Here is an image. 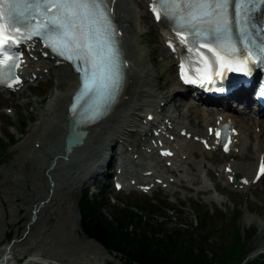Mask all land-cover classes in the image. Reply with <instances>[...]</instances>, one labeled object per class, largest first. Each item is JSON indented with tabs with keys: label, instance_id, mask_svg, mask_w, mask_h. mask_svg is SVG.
Returning <instances> with one entry per match:
<instances>
[{
	"label": "bare ground",
	"instance_id": "bare-ground-1",
	"mask_svg": "<svg viewBox=\"0 0 264 264\" xmlns=\"http://www.w3.org/2000/svg\"><path fill=\"white\" fill-rule=\"evenodd\" d=\"M113 2L116 21L124 36V38L122 36L121 38L125 50V60L129 63L128 83L120 103L107 117L97 124L80 127L88 132L82 145L73 147L72 151L66 152L65 137L68 132V107L71 103L72 95L80 85L79 75L73 71L70 64L53 57L45 49L40 48L41 45L39 43L32 41L29 46L23 49L25 54L23 70L26 72V75L21 87L17 88L18 85H15L14 89L0 90V105H2L9 101L13 103L12 99H9L11 98L9 94L20 95L26 88L38 84L39 81L48 78L51 74L55 75L58 80L56 88L50 91V100L47 106H41V101L38 99L32 100L30 96L24 97L23 105L32 104L34 113L31 117L36 118L39 123L30 129L26 140L21 143L20 148L17 150V155L21 156L23 161L19 160L20 162H18L16 160L9 165L12 171L14 168L20 170L19 166L21 164V168L27 174L25 176L31 173L38 175L36 182H33V193L24 196L25 202L31 201L29 204L32 207L31 211H35L32 213L33 219L31 217L29 221L30 229L39 221L47 222L50 219L49 215L56 211H60V214H62L61 218L65 217L62 219V222L67 223L66 218L69 217V209L73 204L71 203L72 199L70 200L71 193L76 188L78 189L79 181L87 182L90 178H94L98 171L93 166L87 169L86 165L92 162L98 153L103 157L97 161V165L105 161V152H108L113 144H122L121 155H125L126 159L121 163L122 169L120 173L124 177L126 184H144L143 176L146 175L153 176V180H157L156 183H160L161 178L158 176L163 174L157 172L156 169L164 162L165 173H168L169 170L175 173L177 171L185 173L182 179L178 178L180 181L179 185L184 186L183 182H191V185H193L199 179L192 178V168L190 165L193 162L191 161L192 157L196 156L198 152L204 155V159L201 160L202 164H204L203 161L205 159H208V156L212 157L215 151L220 155V158H229L222 149L220 142L214 138V135L209 133L210 126L216 129L217 125L222 122L231 123L232 129L235 131L233 147L229 151V155H236V153L243 155L241 163H239L240 159L238 162L228 159L224 165H219L218 167L212 165L216 172L219 173V179L225 180L223 187L241 191L252 190L261 186L264 189V175L261 179H256L260 165L264 164V119H261L264 117L263 111H253L248 106L240 103L239 107H243L244 109L237 110V112L233 107L237 102L229 104L228 99L212 102L214 104L212 106L205 104L203 105L205 108L202 109L198 102L193 101L189 104L181 102L179 97H186L188 95L183 89L177 90L175 95L167 99L165 96H155V93L146 90L145 87L150 83V80L147 78L149 67L143 63L140 51L136 48L141 36L137 37L134 41L131 12L127 9L133 1L122 0L120 2V0H113ZM148 3L154 5L153 0H148ZM119 5L121 7L120 11H118ZM159 22L168 29V32L164 35L167 40H171L173 34L169 32L170 25L164 19H161ZM33 46L35 47L34 49H32ZM169 55L171 56L170 53ZM171 88L174 87L172 86ZM245 94L247 95V92ZM156 97L155 101L152 100V98ZM167 105L170 109H166ZM183 111H185V114ZM212 112H215L214 118H210ZM252 112L255 113V116H252ZM187 115L190 122L175 123L179 118ZM201 122L203 124L200 128ZM258 126L261 127V131L258 135L254 136L256 134V127ZM252 127L255 129V131L253 129L254 137L251 134ZM155 131L158 134H155ZM135 137H140V143L134 147L132 143ZM180 138L186 143L182 145L181 143L180 145H178L179 143L176 144ZM202 139L207 140V143L204 144ZM180 141L182 142V140ZM157 143L163 144L159 148H155ZM36 144H41V146L36 149ZM208 145H210L209 149L207 148ZM139 146H142V148ZM167 149L171 151V155H160L159 158H153L160 150ZM236 149L238 152H236ZM249 149H251L252 154L249 153L248 156H245V152H248ZM162 156L167 157L163 158ZM55 159L56 165L49 171L50 178L46 177L44 179L42 173L45 172L46 168L51 167ZM151 163L154 170L152 166H148ZM93 165L95 166V164ZM212 166L207 167L208 175L210 176H212ZM228 168H230V171H228ZM198 169H200V166ZM236 173L241 174L240 178H235ZM4 181V184H7L6 181L8 179ZM142 186L146 187L145 185ZM209 189V186L203 187V191H208ZM216 190L219 192L217 188ZM31 195L35 197L30 198ZM215 198L219 200L218 202L224 200L219 195ZM26 208L29 209V206ZM18 210L17 206L10 205L9 211L15 217H17ZM3 218H5L4 212L0 214V219ZM78 218L76 219L78 220ZM77 226L78 223L76 222ZM33 234L32 232V236ZM44 238L46 239L47 237L45 236ZM38 241L33 237L30 242L26 241V238L23 240L16 238L13 243H8L2 249L0 264H18L14 257V250L17 247L29 253L33 251L30 254V261L33 264H51V262L56 261L60 252L55 251V249L41 248ZM92 241H85V243L88 246L94 245L98 251L93 253L94 255L91 253L89 257L92 259L86 258L87 262L95 258L108 260L112 257L100 244H95ZM45 252L46 255L44 254ZM258 253L260 252L255 250V253L252 255H257ZM73 262L74 260H71V264H74Z\"/></svg>",
	"mask_w": 264,
	"mask_h": 264
},
{
	"label": "rangeland",
	"instance_id": "rangeland-1",
	"mask_svg": "<svg viewBox=\"0 0 264 264\" xmlns=\"http://www.w3.org/2000/svg\"><path fill=\"white\" fill-rule=\"evenodd\" d=\"M121 1L122 0H120V2ZM132 1L133 2H131L130 6L127 7V9H129V11L131 12L132 17L131 25L134 29V32L132 31V35L134 41L135 39H137V37L141 36L140 42L138 45H136V48L140 51V57L143 63H145L149 67V74L147 78L148 80H150V83L147 84L145 89L155 93V96H165L167 99L168 97L175 95L176 91L181 90L182 87L179 84L178 79H176V60H173L174 57L172 55H169V51L167 49V40L164 35L166 33V30L164 29V26L161 22L156 23L153 20L150 9L148 7V0ZM120 9L121 7L118 11H120ZM161 37L163 38L161 39ZM57 84V77L51 74L48 78H44L39 81L38 84H34L26 88L25 91L20 95L9 94V96L11 97L9 99H12L13 103L9 101L8 103L0 105V135L2 137H5L7 140L8 137H12L14 139L11 141L8 140V143L1 144L0 142V214L4 212L5 215V218L0 219V255L5 245H7L8 243H13V240H15L16 238H19V240H23L26 238V241L30 242L33 237L34 239L39 240L38 243L40 244L41 248L55 249V251L60 252V254L57 256V260L51 262V264H71V260H74V264H127L123 259L120 258L119 255L117 256L116 253H110L107 249V252L112 256L110 257V259L103 260L101 258H95L92 261L88 262L85 260L86 258L92 259L89 257V255L98 251V249L94 245L88 246L85 243V241H90L89 239L92 238H88L86 235L81 233V215L79 211V202L85 189L90 190L89 193L92 196H105L108 199V202L106 203V205H104L102 210L109 216H112L114 214L117 207L128 206L129 209L138 212L136 206H140L144 201H147L148 199H158V201H161L162 203L163 201H166L172 208L164 206L162 208V211L165 214L163 212H157L156 214H153L151 216V221H164L167 223L168 227H173L176 224H181L184 227H187L191 223L195 222L199 214H202V210H209L210 214L214 215V219H212L208 223L207 228L211 229L218 226L220 227V230L212 232V241H217V246L220 247L225 244L223 239L227 240L228 243H231L234 240V223H236V228H240L242 239L247 243V246H252L253 251H260V253H258L257 255H250L251 253H253L251 252L248 255V261H255L259 256L261 257V255H264L263 187L261 186L256 189L254 188L252 190L244 191L235 190L232 188L230 189L229 187L225 188L223 187L225 180L219 179V173H217L214 168V166L218 167L219 165H224V163L228 159L234 160L236 162H238V160L240 159L239 163H241L243 161L241 159L243 155H238V153H236V155L227 154L229 158L226 159L225 157L220 158V155L217 153V151H215L212 157L208 156V159H205V161H203V163L205 164L204 165L201 161L204 159V155L198 152L196 156L192 157L191 161L193 162H191L190 166L192 168V178H198L200 181L198 180V182L194 184L192 183L193 185H191V182H183L184 186L179 185L180 181L178 178L182 179V177L185 176V173H180L178 171L175 173L171 172L169 169L168 173H165V163L163 162L161 163L160 167L156 169L157 172L163 174L161 176H158L161 178L160 183H156L155 186L150 189H140L135 186L126 185V189L121 191H118L115 188L114 177L120 170L117 164L124 161L125 156H122L121 153H117L115 158L112 159L113 166L111 167V172L115 174L110 175V178L106 183H93L95 178H90L87 182H78V189L76 188L73 193H71L72 195L70 197V200L72 199L71 203L73 204L69 209V217L66 218L67 223H65L64 221L62 222V219L65 217L61 218L62 214H60V211H56L49 215L50 219L47 222L39 221L30 229L29 221L31 217L33 219L32 213L35 211H31L32 207H30L31 205H29L31 201L25 202L24 196L26 194L33 193V182H36L38 175L31 173L28 174V176H25L26 173L23 168H21V164L19 166L20 170L14 168L12 169V172L9 165H11L12 162L16 160L18 162L23 161V158L17 155V150L20 148L21 143L26 140L27 136L29 135L30 129H32L34 125H37L39 123L36 118L31 117V115L34 113L32 104L30 103L27 105H23L22 102L25 100L24 97L30 96L32 100L38 99L41 101V106H47V103L50 100V91H53L56 88ZM172 86L174 88H171ZM156 99L157 97L152 98V100L154 101ZM179 99L182 103L186 104L192 103L194 101V99H192L190 95H186V97H179ZM200 108L204 109L205 106L200 105ZM166 109H170L168 105L166 106ZM234 109H236V111H239L244 108L239 107V104L237 103L236 105H234ZM183 113L185 114V111H183ZM214 116L215 112H212V114H210V118H214ZM187 117L188 115L185 117L182 116L175 123H181L183 121L190 122L189 118ZM251 118L253 119V117ZM261 119H264V117H262ZM202 124L203 123L201 122L200 128ZM253 129L254 127H252L251 129L252 136ZM260 131L261 127H256V134L254 136L258 135ZM136 138L137 137L133 139L134 144L132 143L134 147L136 145V142H140V137L137 139ZM180 140H182L183 143ZM180 140H178L176 144L179 143L178 145H180L181 143L182 145L186 143L183 139L180 138ZM39 146H41V144H36V149H38ZM112 147L113 146L109 148V152ZM116 152L118 151L116 150ZM236 152H238L237 149ZM249 153L252 154L251 149H249L248 152H245V156H248ZM66 155L68 154L66 153ZM101 157L103 156L98 153L93 158L92 162L86 165V168L88 169L90 166H93V168H97V161L101 159ZM197 163L199 164L198 166ZM93 164H95V166ZM55 165L56 159L54 160V163L51 165V167L46 168L45 172L43 171L44 173H42V175L44 179L46 177L48 179L50 178L49 171ZM148 166H152L154 170L152 163ZM199 166L201 170L198 169ZM202 166H204L203 169ZM208 166L213 167V171L211 174L212 176L208 175ZM7 167H9L10 169H6ZM28 169L30 170V168ZM21 177L23 178L20 179ZM7 179V184H4V180ZM153 179L154 178L152 176L150 177V179L146 178L143 180L147 181V183L150 182L151 187ZM22 184L24 187L22 186ZM204 186H209L210 189L208 191H203ZM216 188L219 190V192L216 190ZM217 195L221 196L222 199L224 198V200L218 202L219 197L218 199L215 198L217 197ZM32 197L35 196L31 195L30 198ZM213 198L215 199V201ZM10 205L17 206L19 208L17 217H15L14 214L9 211ZM27 206H29V209L26 208ZM77 217H79L78 220L76 219ZM76 222L78 223L77 227ZM129 229L131 230L134 228L130 227ZM228 230H230L229 235ZM29 232H31V234H29ZM32 232L34 233L33 236ZM45 236L47 237L46 239L44 238ZM95 241L96 240L92 242L98 244ZM32 253L33 251L29 253L28 251L20 250L17 247L16 250H14V257L16 258L15 261H17L18 264H33L30 261V254ZM44 254L46 255V252ZM237 261L239 260H236V264H240Z\"/></svg>",
	"mask_w": 264,
	"mask_h": 264
},
{
	"label": "snow or ice",
	"instance_id": "snow-or-ice-1",
	"mask_svg": "<svg viewBox=\"0 0 264 264\" xmlns=\"http://www.w3.org/2000/svg\"><path fill=\"white\" fill-rule=\"evenodd\" d=\"M153 4L157 19L174 21L181 43L188 44L191 37L195 51L204 48L210 54L200 52L204 67L196 69L199 80L189 78L181 65L185 83L202 84L207 78L215 84V76L221 80L218 90L224 91V68L248 77L250 63L264 64V40L258 41L251 30L254 13L264 0H153ZM0 5H6L0 6V85L11 88L20 82L15 74L19 53L14 49L38 37L80 74L82 87L76 99H91L94 118L102 115L115 101L122 80L108 0H0ZM260 173L264 174V165Z\"/></svg>",
	"mask_w": 264,
	"mask_h": 264
},
{
	"label": "trees",
	"instance_id": "trees-1",
	"mask_svg": "<svg viewBox=\"0 0 264 264\" xmlns=\"http://www.w3.org/2000/svg\"><path fill=\"white\" fill-rule=\"evenodd\" d=\"M8 140L14 139L8 137ZM8 140L0 135L1 144ZM107 202L105 196H92L87 189L83 192L79 202L81 233L119 255L127 264H236L237 259L240 264H264V255L255 261H246L253 248L243 241L236 223L234 240L228 243L223 239L225 244L217 246V241H212V232L220 227L207 228L214 219L209 210H202L187 227L181 224L168 227L164 221H151V216L163 212L164 206L172 208L166 201L148 199L136 206L139 213L128 206L117 207L112 216L102 210Z\"/></svg>",
	"mask_w": 264,
	"mask_h": 264
},
{
	"label": "water",
	"instance_id": "water-1",
	"mask_svg": "<svg viewBox=\"0 0 264 264\" xmlns=\"http://www.w3.org/2000/svg\"><path fill=\"white\" fill-rule=\"evenodd\" d=\"M86 135H87V131L85 129H79V127L77 126L75 121H73V119H70L69 125H68V132H67V135L65 137V149H66V151L70 152V151H72L73 147H76L78 145H82ZM238 176H240V175H238ZM14 241L15 240H13V242ZM254 253H255V251H253V253H251L250 255H252ZM247 260H248V257H247L246 261Z\"/></svg>",
	"mask_w": 264,
	"mask_h": 264
}]
</instances>
